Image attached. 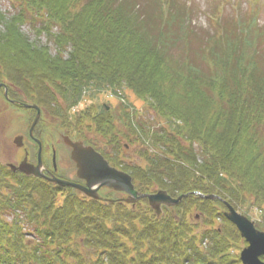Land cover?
<instances>
[{"label":"trees","instance_id":"trees-1","mask_svg":"<svg viewBox=\"0 0 264 264\" xmlns=\"http://www.w3.org/2000/svg\"><path fill=\"white\" fill-rule=\"evenodd\" d=\"M226 1L199 29L180 0H10L12 12L0 10L2 80L128 173L139 193L186 195L156 217L146 199L101 203L21 175L11 192L0 187V264H240L243 241L220 200L253 210L264 232V29L238 6L222 14ZM104 91L115 108L91 103L70 115ZM212 195L220 200L201 197Z\"/></svg>","mask_w":264,"mask_h":264},{"label":"rangeland","instance_id":"rangeland-1","mask_svg":"<svg viewBox=\"0 0 264 264\" xmlns=\"http://www.w3.org/2000/svg\"><path fill=\"white\" fill-rule=\"evenodd\" d=\"M10 0H0V10L5 14H10L12 12V8L10 6ZM218 0H180L181 3L186 2L187 8L192 7L193 9V18L192 23L196 28H204L205 22L207 21L205 16L208 12L213 11L217 4ZM228 5L224 6V10L222 13L226 14H233L236 12L237 6L239 7V12L244 15H254L256 23L260 29H264V0H227ZM232 7H230V5ZM217 17H220L221 11H216ZM22 33L31 41L38 45H45L49 48V51L52 55L56 54L55 47L52 45V43H48L45 36H36L34 32L32 31V28L29 27V25L24 24L21 28ZM122 94L125 96V101L130 103L137 111L141 113V115L145 118L147 117V113L145 112V103L138 99L132 92H130L127 89L122 90ZM26 100L27 97L24 96ZM83 104L78 106L77 110L80 111L81 109H84L86 106H89L91 103H93L95 106H98V108L102 105H107L110 108H115L117 104L119 103L118 99H114L109 95V92L104 91L101 94H94V98L91 101L88 97L84 98ZM29 101V100H28ZM30 102V101H29ZM75 113V110H72L70 112V115ZM48 124L50 127V131H48L47 135H44V146L43 149L46 150V153L49 152L50 146H55L56 152L58 153V166L60 165V170H58L59 174L62 176V179L65 181H76L79 185H84V182L82 180H79L76 177V167L73 161L70 158V150L64 143L62 142L63 136H69L72 139L76 140L75 133L68 130V128L65 126V124L58 121L56 118L49 117L47 118ZM29 126L31 127V118L28 120V114L21 109L11 108V106L6 105L3 101L0 103V165L1 169L4 171L3 175L0 174V187H6V189L3 191L6 193L7 191H12L13 186L11 185H20V181L23 180L21 178L23 175L21 172L16 173H7L6 168L4 167V164H10L14 167H19L23 162L28 161L27 158L29 156H26L23 153V150L19 147H16L14 145V139L21 135H26L25 140V147L27 151H30L33 153L32 156L34 160L36 159V146L32 145L30 141H28V129ZM41 144V143H40ZM38 145V144H37ZM22 148V147H21ZM133 151V150H131ZM38 154H39V146H38ZM124 157V159L128 160L131 159L129 156ZM131 155V154H129ZM19 158L17 159V157ZM29 164V163H28ZM119 170V169H118ZM9 174H12L14 176H10ZM128 174V173H127ZM5 180L9 181H2V176ZM24 176V175H23ZM34 178V177H32ZM37 179V178H35ZM10 183V185H9ZM35 195L38 199L41 198V193L39 191H36L34 189ZM76 191V190H74ZM38 193V194H37ZM78 194V196L83 197L84 195L78 191L75 192ZM63 193H58L55 195L57 198L54 203L56 205L62 203ZM98 196L101 198V200H98V202L101 203H107V200L116 201L121 204L126 203L122 202L121 200H124L127 198L125 194L122 192H114L112 190H109L107 188H100L98 191ZM198 195V194H197ZM45 197H48V193H44ZM1 198V197H0ZM42 205V204H41ZM255 210V209H254ZM17 212L16 210H14ZM246 216L250 221L254 222L257 220L256 213L253 210L247 211ZM6 217V221L8 223H13V215H10L9 211L3 212ZM196 214V213H195ZM192 213V215H195ZM198 215V214H196ZM200 219L197 218L196 221H199ZM202 221V218H201ZM200 221V223H201ZM243 242L244 240L241 239ZM240 242L237 244V250H234L235 253L238 254V260H239V254L243 248L246 247V243Z\"/></svg>","mask_w":264,"mask_h":264},{"label":"water","instance_id":"water-1","mask_svg":"<svg viewBox=\"0 0 264 264\" xmlns=\"http://www.w3.org/2000/svg\"><path fill=\"white\" fill-rule=\"evenodd\" d=\"M24 107L35 109L37 111L36 117L30 127V135L32 136L33 127L39 117V109L35 105H24ZM62 140L63 143L70 148V158L75 164L77 170L76 177L79 180H82L84 185L57 178H46L41 171L39 160L37 166L29 165L25 161L19 167H14L12 165H7V167L12 172L18 171L27 177L33 176L35 178L45 179L47 182L60 188L74 189L87 198L96 201L101 200L97 194L100 188H107L114 192H122L127 198L121 201L126 204H134L140 199H146L148 206L157 217H160L162 214V207L173 208L186 197V195H181L177 198H172L165 191H157L152 194H140L135 190L132 178L129 174L111 167L92 147L85 146L82 142H74L67 136L62 137ZM21 142L22 138L17 137L14 140V145L20 148L22 147ZM201 197L207 200H220L214 195ZM220 201L226 207V211L223 212L224 218L236 228L240 237L246 243V247L243 248L239 254L240 263L264 264V261L261 259L264 258V232L256 229L254 222L236 211L230 204L222 200ZM107 202L114 201L107 200Z\"/></svg>","mask_w":264,"mask_h":264},{"label":"flooded vegetation","instance_id":"flooded-vegetation-1","mask_svg":"<svg viewBox=\"0 0 264 264\" xmlns=\"http://www.w3.org/2000/svg\"><path fill=\"white\" fill-rule=\"evenodd\" d=\"M0 85H1L0 86V103H2L3 101L6 105L11 106V108L15 107L17 110L21 109L22 111L26 112L28 114V120H30L31 118V125H32V122L34 118L36 117L37 111L35 109L25 108L24 105H34V104L30 103L28 100L24 98L25 95L23 94L21 90L11 86L9 83L2 80L1 78H0ZM38 108H39V117H38V120L35 126L33 127L32 136L30 135V126H29L28 133H27L28 141H30L32 145L36 146V150H37L36 159L34 160L32 156L33 153L31 151L29 155V152L27 151L25 147L26 146L25 145L26 135L18 136L22 138V142H21L22 148L20 147V149L23 150V153L26 156H29V158H27L28 161L26 162L29 163L30 165L37 166L40 162L41 171L46 178L62 179V176L58 172V170H60V165L58 166V161H57L58 153L56 152L55 146L54 147L50 146V150L47 153H46V150L43 149L44 135H47L48 131H50L47 118L49 117L55 118V117L50 115L44 108H40V107ZM38 142L39 144L41 143L40 144V148H41L40 155L38 154V145H37ZM18 158L19 156L17 157V159ZM7 165L9 164H4V167L6 168V170L9 171V169L7 168ZM71 182L75 183L77 182V180L71 181Z\"/></svg>","mask_w":264,"mask_h":264}]
</instances>
